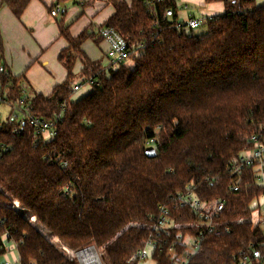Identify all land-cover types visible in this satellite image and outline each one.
<instances>
[{
	"label": "trees",
	"instance_id": "16d2710c",
	"mask_svg": "<svg viewBox=\"0 0 264 264\" xmlns=\"http://www.w3.org/2000/svg\"><path fill=\"white\" fill-rule=\"evenodd\" d=\"M2 1L20 17L30 0ZM106 2L115 13L103 26L128 42L135 64L103 68L81 50L91 32L73 38L61 23L69 47L59 60L68 79L49 97L28 90L34 113L56 121L57 137L39 143L28 125L15 138L9 127L0 134L11 148L0 159V258L13 246L18 264H79L60 246H95L103 264H137L135 252L161 206L173 222L155 255L158 264H174L184 254L178 238L187 233L204 235L190 264H232L250 243L263 248L264 232L250 221L251 204L264 195L259 172L246 169L234 192L228 169L253 148V136L264 141V5L205 0L222 3L225 13L198 38L162 20L163 7L153 19L143 0ZM77 61L83 84L95 82L74 102L69 82ZM20 84L14 78L15 104ZM151 139L154 158L145 153ZM189 189L208 210L224 203L215 220L219 235L179 207L177 197Z\"/></svg>",
	"mask_w": 264,
	"mask_h": 264
},
{
	"label": "built area",
	"instance_id": "2783aa9c",
	"mask_svg": "<svg viewBox=\"0 0 264 264\" xmlns=\"http://www.w3.org/2000/svg\"><path fill=\"white\" fill-rule=\"evenodd\" d=\"M143 2L153 19H156V13L160 10L158 7H163L162 20L166 22L171 21V27L182 32L185 28L191 31L197 30L217 17L222 16L207 13L203 14L200 19L189 18L187 21L184 19L182 22L180 21L181 15L177 7L178 0H143ZM184 9H189V7L185 6ZM60 13V8L51 11L52 16H57ZM155 22V25H159V20ZM98 33L99 37L108 44L107 59L111 66H118L131 59L133 53L128 42L115 29L110 26H103ZM14 78L8 67L0 60V105H7L10 109L6 119H0V134H2L3 128L9 127L14 134L12 138H15L21 134L23 126L28 125L34 131V135L39 143L47 144L58 135L56 121H47L34 113L28 87L24 84H20V101L16 104L11 101V95L15 89ZM94 82L93 78L87 84L93 86ZM82 86H71V93L79 91ZM251 141L254 144L253 148L235 157L229 166L228 172L232 180L231 188L234 192L239 191L238 184L241 174L248 168L257 169L259 179H264V141H260L258 136H253ZM155 143L156 140L151 139L147 141L146 146L156 150ZM10 149V143L7 144L0 139V159L8 155ZM177 200L179 207L188 208L197 215L200 224L204 226L205 230L208 232L215 231L217 235L220 234V230L216 229L215 220L219 212L224 209L223 202L215 205L213 211L208 210V205L202 202L192 189L180 194ZM19 205V202L15 201L13 207L19 208ZM172 222L171 210L165 206H161L159 214L155 217L154 223L151 226L148 237L135 252L134 258L137 264H141L142 261L149 258V249L153 250L151 255L152 260L155 264H158L155 255L156 253L163 252V247L166 245L165 235L168 229L172 227ZM262 230L264 232V229ZM203 239V233H199L197 236L189 233L179 236L178 240L183 241L185 249L184 254L174 264H190L193 256L200 250ZM53 242L57 244L59 243V239L54 238ZM60 247L79 264H103L99 250L95 246L77 251L69 249L64 245ZM168 252L171 256H175V247L171 246ZM257 262L264 264V247L261 248L250 243L246 249L239 251V253L233 256L232 264H254ZM2 264L11 263L7 261Z\"/></svg>",
	"mask_w": 264,
	"mask_h": 264
},
{
	"label": "crops",
	"instance_id": "0c3cea01",
	"mask_svg": "<svg viewBox=\"0 0 264 264\" xmlns=\"http://www.w3.org/2000/svg\"><path fill=\"white\" fill-rule=\"evenodd\" d=\"M71 3L73 5L68 6ZM210 6L220 8L210 14L225 13L222 3ZM0 8L4 10L3 14H0L2 62L15 78H21L34 93L45 97L51 96L55 87L68 79L67 69L59 60L60 54L69 47V43L60 35L61 23L68 27L73 38H77L86 30L93 35V26L98 33L99 28L115 13L114 7L106 0H30L20 17L15 16L2 0ZM56 8H60L61 13L52 16L51 11ZM93 36L81 45V50L91 61L101 62L105 69L117 67L111 66L107 60L108 44L100 40L95 32ZM82 69L81 62L77 61L73 70L74 77L69 85L83 86L73 93V99H81L92 91V86L82 83L85 80ZM77 77H82L80 82L76 80ZM83 91H86V94L81 95ZM11 259L18 264L19 259H16L14 254Z\"/></svg>",
	"mask_w": 264,
	"mask_h": 264
},
{
	"label": "rangeland",
	"instance_id": "374dc122",
	"mask_svg": "<svg viewBox=\"0 0 264 264\" xmlns=\"http://www.w3.org/2000/svg\"><path fill=\"white\" fill-rule=\"evenodd\" d=\"M255 2H256V5L258 7L264 5V0H255ZM72 5H73V3H71V5L69 4L68 6H72ZM185 6H188L189 9H184ZM177 7H178V10L180 11V15H181L180 21H182V22L184 19L187 21L189 18L200 19L203 16V14H207V13L210 14L211 12H217V10H215V9H220L218 6L212 7L210 5H207L205 0H178V6ZM56 9H58V8H56ZM3 11H4L3 8H0V14H3ZM58 15H60V14H58ZM218 18L219 17H217L216 19H218ZM215 20H213V21H215ZM92 30H95L94 31L95 35L98 36L96 27L93 26ZM94 32H93V35H94ZM183 33L186 36H192L193 35L195 37L201 38L203 36H206L208 33V24H205L201 28L194 30V31H191L188 28H185ZM2 58L3 57H2V53H1L0 54V60L1 61H2ZM104 61H106L105 58H104ZM123 64L125 66L133 67L135 62L133 59H129L128 61L124 62ZM118 67H119V65L117 67H114L113 69H116ZM81 79H82V77L76 78V80H78L79 82L81 81ZM83 82L84 81H82V83ZM22 83L24 85H26V87H28V90L30 89L27 82L22 81ZM91 89L93 90V87H90V90ZM80 94L84 95V94H86V91H83ZM71 98L73 99V93H72ZM78 100H80V99H75V98L73 99L74 102H77ZM9 112H10V109L7 105H0V119H6ZM258 183L264 187V180L259 179ZM251 208H252L253 212H252V216H251L250 221L252 222V224L259 226L260 229H264V195L260 199L254 201L251 204ZM26 217L29 218V216H26ZM33 221H35V220H33ZM37 228H39V230L41 229V231L45 234V236H47V237L50 236L47 233V231L45 229H43L42 227H40L39 225ZM7 245H9V244H7ZM8 249L10 252L6 253L4 256H2L0 258V264H2L3 262H7V261L10 262L11 264H15V261L13 259H11L13 254L16 256V259H19L17 250L13 246L8 248ZM148 252H149V258L145 261H142L141 264H155L154 261L152 260V257H151L153 250L149 249Z\"/></svg>",
	"mask_w": 264,
	"mask_h": 264
},
{
	"label": "water",
	"instance_id": "95a60500",
	"mask_svg": "<svg viewBox=\"0 0 264 264\" xmlns=\"http://www.w3.org/2000/svg\"><path fill=\"white\" fill-rule=\"evenodd\" d=\"M55 98H56V95L52 97V99H55ZM145 153H146V156L149 158H154L156 156V152L153 148H147Z\"/></svg>",
	"mask_w": 264,
	"mask_h": 264
}]
</instances>
